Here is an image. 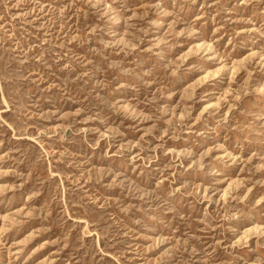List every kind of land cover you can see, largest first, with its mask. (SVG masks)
Masks as SVG:
<instances>
[{
	"label": "rangeland",
	"instance_id": "1",
	"mask_svg": "<svg viewBox=\"0 0 264 264\" xmlns=\"http://www.w3.org/2000/svg\"><path fill=\"white\" fill-rule=\"evenodd\" d=\"M0 264H264V0H0Z\"/></svg>",
	"mask_w": 264,
	"mask_h": 264
}]
</instances>
